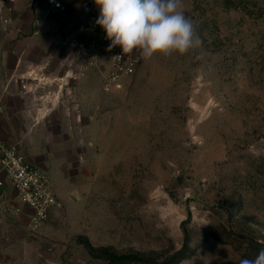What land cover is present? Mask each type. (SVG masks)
Returning a JSON list of instances; mask_svg holds the SVG:
<instances>
[{
	"label": "rangeland",
	"instance_id": "obj_1",
	"mask_svg": "<svg viewBox=\"0 0 264 264\" xmlns=\"http://www.w3.org/2000/svg\"><path fill=\"white\" fill-rule=\"evenodd\" d=\"M183 3L196 54L141 57L112 94L91 78L83 93L67 72L43 88L49 123L21 152L63 207L34 230L19 198L20 263L239 264L264 247V0ZM67 10H48L37 35L76 76L87 10Z\"/></svg>",
	"mask_w": 264,
	"mask_h": 264
},
{
	"label": "crops",
	"instance_id": "obj_2",
	"mask_svg": "<svg viewBox=\"0 0 264 264\" xmlns=\"http://www.w3.org/2000/svg\"><path fill=\"white\" fill-rule=\"evenodd\" d=\"M79 1L67 0L64 9L55 13H67V8L77 5ZM85 9L88 14L86 6ZM48 15V7L42 2L0 0V138L16 145L20 152L23 151L24 140L36 136L49 123L48 118L39 121L47 109L42 100L47 102L52 99L50 93L43 91V88L51 90L54 81H65L64 74H71L67 62H57L55 59L53 42L48 47L44 43L45 47L41 37L37 35L43 28L44 17ZM46 48L51 49L49 57L46 55ZM80 63L81 61V68ZM59 66L64 68L62 72ZM80 78L77 84L81 91L85 89L87 79L97 80L101 84L93 72ZM23 84H26V88L22 87ZM29 161L50 175L47 169ZM56 192L58 194L57 190ZM18 200L16 190L5 179L4 185L0 186V264H27L20 263L21 258L16 257L14 251L18 240L16 236L20 234L23 222L20 210L16 209ZM27 208L32 217L33 211L28 206ZM57 212L55 210L53 215ZM27 246V249H31Z\"/></svg>",
	"mask_w": 264,
	"mask_h": 264
},
{
	"label": "built area",
	"instance_id": "obj_3",
	"mask_svg": "<svg viewBox=\"0 0 264 264\" xmlns=\"http://www.w3.org/2000/svg\"><path fill=\"white\" fill-rule=\"evenodd\" d=\"M28 3L42 2L50 12L64 9L67 0H26ZM88 9L87 19L82 32V39L76 41L79 47V57L82 71L76 76L82 77L92 71L100 80L102 90L112 94L125 90L131 85L134 75L141 63V56L134 51L122 59L114 58L122 55V49L117 46L108 50L111 41L106 39V33L96 19L99 8L95 0H82ZM26 84H23L24 88ZM8 179L16 190L18 197L33 211L31 218L34 230L47 223L55 210H60L63 203L58 198L56 187L48 173L30 162L14 144H9L0 138V186Z\"/></svg>",
	"mask_w": 264,
	"mask_h": 264
},
{
	"label": "clouds",
	"instance_id": "obj_4",
	"mask_svg": "<svg viewBox=\"0 0 264 264\" xmlns=\"http://www.w3.org/2000/svg\"><path fill=\"white\" fill-rule=\"evenodd\" d=\"M99 8L96 24L111 41L108 50L119 46L122 59L134 51L147 60L159 54H196L202 39L196 22L185 14L183 0H95ZM239 264H264V247L255 258Z\"/></svg>",
	"mask_w": 264,
	"mask_h": 264
},
{
	"label": "trees",
	"instance_id": "obj_5",
	"mask_svg": "<svg viewBox=\"0 0 264 264\" xmlns=\"http://www.w3.org/2000/svg\"><path fill=\"white\" fill-rule=\"evenodd\" d=\"M104 256L107 257L109 259L110 262L112 263H121L123 261H126V260H130V259H137L135 256L132 257V256H126V255H115V254H111V253H108V254H100V256Z\"/></svg>",
	"mask_w": 264,
	"mask_h": 264
}]
</instances>
